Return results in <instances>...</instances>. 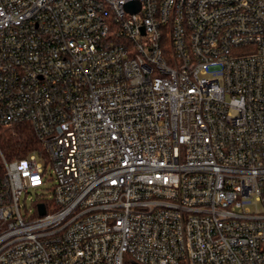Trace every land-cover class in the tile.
Here are the masks:
<instances>
[{
	"label": "built area",
	"instance_id": "obj_1",
	"mask_svg": "<svg viewBox=\"0 0 264 264\" xmlns=\"http://www.w3.org/2000/svg\"><path fill=\"white\" fill-rule=\"evenodd\" d=\"M21 122L0 264H264V0H0Z\"/></svg>",
	"mask_w": 264,
	"mask_h": 264
},
{
	"label": "trees",
	"instance_id": "obj_2",
	"mask_svg": "<svg viewBox=\"0 0 264 264\" xmlns=\"http://www.w3.org/2000/svg\"><path fill=\"white\" fill-rule=\"evenodd\" d=\"M34 139V131L26 122L0 126V148L7 157L25 154Z\"/></svg>",
	"mask_w": 264,
	"mask_h": 264
},
{
	"label": "rangeland",
	"instance_id": "obj_3",
	"mask_svg": "<svg viewBox=\"0 0 264 264\" xmlns=\"http://www.w3.org/2000/svg\"><path fill=\"white\" fill-rule=\"evenodd\" d=\"M34 197H35V194L34 193L27 194L26 195V204H27V207L31 206V203H32V200L31 199H33Z\"/></svg>",
	"mask_w": 264,
	"mask_h": 264
},
{
	"label": "water",
	"instance_id": "obj_4",
	"mask_svg": "<svg viewBox=\"0 0 264 264\" xmlns=\"http://www.w3.org/2000/svg\"><path fill=\"white\" fill-rule=\"evenodd\" d=\"M40 213H43V206L40 205Z\"/></svg>",
	"mask_w": 264,
	"mask_h": 264
}]
</instances>
